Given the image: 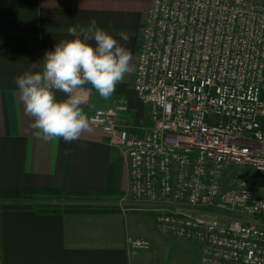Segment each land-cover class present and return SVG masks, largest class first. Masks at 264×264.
Wrapping results in <instances>:
<instances>
[{"label": "built area", "instance_id": "1", "mask_svg": "<svg viewBox=\"0 0 264 264\" xmlns=\"http://www.w3.org/2000/svg\"><path fill=\"white\" fill-rule=\"evenodd\" d=\"M132 87L149 108L143 136L119 124L122 102L89 115L123 152L119 201L131 205L119 208L152 211L159 232L198 243L199 264H264V194L231 170L264 173V0H152Z\"/></svg>", "mask_w": 264, "mask_h": 264}, {"label": "crops", "instance_id": "2", "mask_svg": "<svg viewBox=\"0 0 264 264\" xmlns=\"http://www.w3.org/2000/svg\"><path fill=\"white\" fill-rule=\"evenodd\" d=\"M151 3L0 0V194L72 191L117 198L127 190L121 148L108 144L106 134L90 124L71 143L38 137L15 78L41 70L46 52L74 38L69 27H76L83 38L82 30L95 19L98 27L131 51V71L108 99L85 85L82 108L89 116L97 108L122 102L127 107L118 115L119 124L131 136H143L150 128L149 108L134 91L132 78L144 14ZM120 32L129 36L128 43ZM56 98L66 96L57 92ZM127 237L145 238L149 248L131 250ZM193 243L159 232L152 211L146 209H0V264H199L201 248Z\"/></svg>", "mask_w": 264, "mask_h": 264}, {"label": "clouds", "instance_id": "3", "mask_svg": "<svg viewBox=\"0 0 264 264\" xmlns=\"http://www.w3.org/2000/svg\"><path fill=\"white\" fill-rule=\"evenodd\" d=\"M82 31L83 38L76 27H69L74 38L62 40L54 51L46 52L41 70L15 78L25 113L34 121L32 128L45 141L78 140L90 122L82 108L84 86L91 85L101 98L108 99L131 71V51L98 27L95 19ZM119 36L125 44L129 42L126 33ZM57 92L64 93L66 99L58 100Z\"/></svg>", "mask_w": 264, "mask_h": 264}, {"label": "rangeland", "instance_id": "4", "mask_svg": "<svg viewBox=\"0 0 264 264\" xmlns=\"http://www.w3.org/2000/svg\"><path fill=\"white\" fill-rule=\"evenodd\" d=\"M139 97V96H138ZM140 98V97H139ZM141 99V98H140ZM126 106V104H125ZM127 107V106H126ZM233 173H237L238 175L244 176L250 180L251 184L255 187L256 191L262 195L264 194V173L257 172L250 170L248 168H241V167H233ZM20 203L24 204H31L32 207L39 208V209H63L65 207L71 206H80V207H89V208H97V209H112L115 207H119L118 205L121 204L122 206H130L131 202L126 201V204L119 201V197H101L97 194H90V193H78V194H70L67 192H61L58 194H51L46 195L43 197H27L19 201ZM199 211V210H198ZM202 213L210 214L216 217L220 221H227L233 218H240L239 215L236 213L228 214L225 211L218 210L214 207H206L200 210ZM260 223L264 225V218H260L258 220ZM180 240V239H179ZM183 241V240H182ZM187 244H192L193 242L185 241ZM194 244V243H193Z\"/></svg>", "mask_w": 264, "mask_h": 264}, {"label": "trees", "instance_id": "5", "mask_svg": "<svg viewBox=\"0 0 264 264\" xmlns=\"http://www.w3.org/2000/svg\"><path fill=\"white\" fill-rule=\"evenodd\" d=\"M58 193H60V192L30 190V191H24V192L14 193V194H0V209H3V208H35V207H32L30 203L29 204H27V203L22 204L19 201L22 199H25L27 197H34V198L35 197H43L46 195L58 194ZM67 193L78 194V193H82V192L68 191ZM36 209H39V208H36ZM65 209H68L71 211H83V210H90L92 208L80 207V206H71V207H65ZM40 210L49 211V209H45V208L40 209Z\"/></svg>", "mask_w": 264, "mask_h": 264}]
</instances>
